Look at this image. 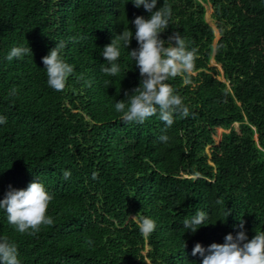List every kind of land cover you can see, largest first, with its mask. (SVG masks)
Segmentation results:
<instances>
[{"label": "trees", "instance_id": "trees-1", "mask_svg": "<svg viewBox=\"0 0 264 264\" xmlns=\"http://www.w3.org/2000/svg\"><path fill=\"white\" fill-rule=\"evenodd\" d=\"M210 1L228 26H221L215 50L214 31L195 0H157L153 9L172 7L162 39L179 33L198 49L193 71L200 73L186 75L189 83L184 75L168 81L190 112L168 127L158 113L139 123L115 111L140 86L129 52L139 47L134 20L152 14L143 5L0 0V117L7 120L0 124V200L9 186L26 189L37 180L54 197L47 213L54 225L31 236L0 209V239L15 243L20 264H202L192 255L197 243L222 244L241 221L249 240L264 231V0ZM126 25L133 39L128 49L121 46V72L106 75L101 69L111 64L103 48ZM61 42L74 72L56 91L43 57ZM13 47L33 54L9 61ZM213 57L231 89L209 68ZM235 123L242 133L231 131L214 146L216 131ZM198 211L208 219L193 233L183 222ZM133 216L153 219L155 230L142 236Z\"/></svg>", "mask_w": 264, "mask_h": 264}, {"label": "clouds", "instance_id": "clouds-1", "mask_svg": "<svg viewBox=\"0 0 264 264\" xmlns=\"http://www.w3.org/2000/svg\"><path fill=\"white\" fill-rule=\"evenodd\" d=\"M133 3L137 8L143 5L152 13L150 18L137 16L134 20L135 39L139 47L129 54L139 68L141 81L140 86L125 94L127 101L124 99L116 102L115 111L121 114L125 122L139 123L158 113L159 118L171 127L177 116L186 118L190 112L189 107L184 104V98L168 81L193 72L198 49H189L188 42L179 33H174L167 41L162 39L161 34L168 29L172 17L170 5L164 3L159 10L153 11L157 0H133ZM132 39L133 32L126 25L123 32L114 36L111 43L103 48L102 56L111 64V67H102L104 74L116 76L121 72L120 65L116 63L121 55V46L128 49ZM64 47L61 42L43 57L47 83L56 91H62L66 87L74 72V66L61 57V49ZM27 54H33L31 47H13L7 59L11 61ZM6 122V117H0V124ZM160 140L166 143L169 137L162 135ZM63 175L68 179L71 172L64 171ZM96 178L97 174L93 173V179ZM53 199L44 183L37 180L31 182L26 189L9 186L4 199L0 200V209L6 211L8 223L14 225L20 234L31 236L37 234L42 226L54 225V219L47 214ZM222 203V198L217 200V204ZM135 218L136 216L133 217ZM207 219L208 213L198 211L194 216L186 218L183 225L195 233ZM239 227L241 230L236 235H226L222 244L213 243L204 248L197 243L192 255L199 254L202 264H264V231H256V235L249 240L243 230V221ZM155 228L156 222L153 219L140 218L139 231L142 236L148 237ZM86 243L91 245L93 242L88 240ZM0 264H20L17 247L7 237L0 239Z\"/></svg>", "mask_w": 264, "mask_h": 264}, {"label": "rangeland", "instance_id": "rangeland-1", "mask_svg": "<svg viewBox=\"0 0 264 264\" xmlns=\"http://www.w3.org/2000/svg\"><path fill=\"white\" fill-rule=\"evenodd\" d=\"M195 2L197 3V5H201L204 9V20L206 22V24H208L214 31V40H213V48L215 50V47L217 45V43L219 42V40L222 38L221 35V26L227 27V21L226 19H218L215 15V11H214V7L211 3L210 0H195ZM209 68H214L216 69V71L218 72V79L221 80L222 82H225L229 89H231L229 80L226 78L225 73H224V69L222 67L221 64H218L216 62V60L214 59V57L211 59L210 63H209ZM208 72V71H207ZM200 72H192L191 74L188 75H193V76H197ZM187 75V76H188ZM186 75H184V78L186 79V81H188L187 83H189V80L186 78ZM247 123V122H246ZM242 125L240 123H235L231 126V128L229 129H218L216 131V135H215V145L214 146H219L223 140V137L225 134H229L231 131H235L238 134L242 133ZM255 140L258 141V136H255ZM211 151H212V146H209L207 148V153H209L211 155ZM134 217V216H133ZM133 217L131 219H133ZM136 223H140L138 217H136L135 219H133ZM150 251V248L148 246H145V250L143 251V255L147 256L148 252ZM146 264H151L150 260H146Z\"/></svg>", "mask_w": 264, "mask_h": 264}]
</instances>
